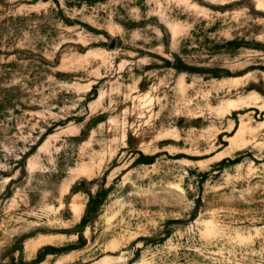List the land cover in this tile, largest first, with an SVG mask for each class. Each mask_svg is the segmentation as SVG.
Returning <instances> with one entry per match:
<instances>
[{
  "label": "rangeland",
  "instance_id": "1",
  "mask_svg": "<svg viewBox=\"0 0 264 264\" xmlns=\"http://www.w3.org/2000/svg\"><path fill=\"white\" fill-rule=\"evenodd\" d=\"M264 0H0V264H264Z\"/></svg>",
  "mask_w": 264,
  "mask_h": 264
},
{
  "label": "bare ground",
  "instance_id": "2",
  "mask_svg": "<svg viewBox=\"0 0 264 264\" xmlns=\"http://www.w3.org/2000/svg\"><path fill=\"white\" fill-rule=\"evenodd\" d=\"M255 65H256V64H255ZM256 66L259 67V68L264 67V65H259V64H257Z\"/></svg>",
  "mask_w": 264,
  "mask_h": 264
}]
</instances>
